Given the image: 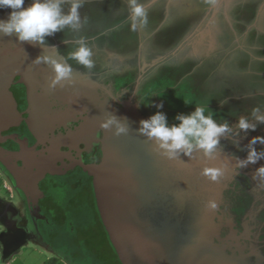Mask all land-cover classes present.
<instances>
[{"label":"flooded vegetation","instance_id":"flooded-vegetation-1","mask_svg":"<svg viewBox=\"0 0 264 264\" xmlns=\"http://www.w3.org/2000/svg\"><path fill=\"white\" fill-rule=\"evenodd\" d=\"M98 1L102 8L95 5L96 1H85L81 9L84 20L80 21L77 27L66 26L46 36L45 40L54 43L65 41L60 51L66 55L72 68L99 82L97 93L102 99L107 98L120 108L124 107V103L137 102L140 110L148 117L158 111L163 112L167 116L169 126L175 124V119L172 118L175 109L169 106L167 100H164L162 106L158 102V92H152L149 96L144 94V85L149 79H157L159 75L168 77L174 72L181 75L182 82H190L191 86H194V81H198L197 89L196 86L193 89L196 98H193L190 106L182 110L193 112L197 107H203L205 115L210 113L218 124L227 123L229 131L220 136L219 143L232 156L244 159L249 140L253 136H263L264 125L255 131L250 129L245 132L236 126L238 122L229 123L226 119L219 118L217 108L220 106L219 103L215 104L214 87L210 86L218 83L215 76H210L216 69L217 62H212L211 58L205 59V67L195 71L183 67L180 64L183 59L180 60V57L183 53H191L183 51V47L180 48L191 47L192 40L187 36L171 45L172 51L176 48L179 49L177 53L183 51L179 53L178 59L156 58L152 39L148 34L139 32L142 25L138 22L135 28L131 23L119 21L117 30L91 31L92 25L90 27L83 23L96 22V11L100 13L102 10L104 14H109L115 12L116 8L120 10L118 3L121 0ZM200 1L203 0H198L199 4ZM206 1L210 5L214 0ZM257 1V5H260L262 0ZM10 10L3 7L0 8V13ZM146 13L147 22L154 21L156 16H149L151 14L147 10ZM221 25L224 28L222 22ZM252 26H248V29ZM254 27L259 33H264V23L254 24ZM122 36L129 37L132 42L121 50L123 55L132 51L134 55L125 60H117L116 57L123 56L118 48L122 43L118 40L122 39ZM81 44L91 50V67H85L70 57V53ZM242 60L247 61L245 58ZM225 61L229 63L230 58L227 57ZM129 74H132L131 78L122 83L121 77H127ZM218 75L223 77L220 72ZM32 82L33 87L26 83L24 76L17 75L10 92L0 99V256L2 263L12 264L32 248L40 255H46L45 264H73L74 251L70 250L69 245L67 249L60 248L62 244L55 236L56 227L70 230L75 221V210L86 204L93 206V203L98 207L94 178L82 165L102 160L101 140L104 132L89 125L87 112L79 110L61 95L47 89L41 76ZM245 88L241 92L233 86V89L227 90L223 96L227 99L244 94L250 96L251 91L255 90ZM254 94L263 98L264 90ZM241 105L244 108L243 113L238 115V120L249 116L254 104L245 102ZM263 106L264 101H261L260 105L255 107L264 109ZM255 147L258 151H264V144L257 142ZM262 165L264 158L243 167L244 172L239 173L232 182V190L229 191L227 200L231 206L229 217L239 232L237 234L243 233L242 241L249 246L257 242L264 252V181L259 177L253 179L256 169ZM237 169L240 171L242 168ZM98 211L101 217L99 207Z\"/></svg>","mask_w":264,"mask_h":264},{"label":"water","instance_id":"water-1","mask_svg":"<svg viewBox=\"0 0 264 264\" xmlns=\"http://www.w3.org/2000/svg\"><path fill=\"white\" fill-rule=\"evenodd\" d=\"M167 1L187 6L189 16L200 11L197 0ZM236 1L208 4L189 38L198 43L207 40L213 48L222 16L228 18V10ZM31 3L26 0L23 6ZM71 3L64 0L65 13ZM95 3L101 6L99 1ZM10 11L0 13V19H7ZM261 13L264 0L260 1L258 15ZM79 14L80 21L84 20L81 9ZM63 42H22L15 32L10 36L0 33V99L10 92L17 75L24 76L31 86L41 76L47 89L87 112L89 125L103 130L102 160L82 166L94 178L100 215L122 264H264L263 250L257 242L251 246L244 243L243 233L237 234L229 217L227 197L232 182L245 170L237 169L243 158L232 156L219 143L211 157L194 149L190 155L181 152L169 159L154 140L140 133V121L148 116L137 102L124 103L120 108L102 99L97 93L99 82L72 67L69 79L50 86L55 75L50 61L70 65L60 51ZM37 57H41L39 62ZM121 126L126 131L118 134ZM205 166L220 168L222 174L212 181L202 174Z\"/></svg>","mask_w":264,"mask_h":264},{"label":"rangeland","instance_id":"rangeland-1","mask_svg":"<svg viewBox=\"0 0 264 264\" xmlns=\"http://www.w3.org/2000/svg\"><path fill=\"white\" fill-rule=\"evenodd\" d=\"M85 1L95 2L96 0ZM85 1L82 0V6L80 7V9L83 8ZM149 1L151 0H138V2L143 6L145 4L147 5L144 8H146L148 13L151 14L149 16H156V18H154V21H152L151 23L147 22L146 24H143L141 26L142 30H140L139 32L144 35L148 34V36L152 39V42L154 44L152 46L154 48L156 58H177L180 56V52L191 51V53L189 54L183 53L180 57V60L183 59V62H179L181 65H183V67H187L189 70L192 69L194 71L196 69L205 67V59L211 58L212 62L216 61V69H214V72L210 76H215L219 84L212 83L214 85H210L211 87H214V98H212L215 100V104L219 103L220 107L217 108L218 113H220L219 118L226 119L227 121H229V123L232 122L236 124L239 121L237 117L238 115L243 113L242 109L244 108L241 105L242 103L249 102L250 104H253V102H255L256 104L252 106L253 110L259 109L255 106L257 104L260 105L261 97L256 94L253 95V93H257L258 91H260V89H257L258 87L262 89L264 88V33H259V31L254 27V24L264 23V13H261L262 15H258L260 5H257V0H248V2L246 3L240 0V2L236 1L234 5L230 6V10H228V18L224 17L225 19L222 20L224 28H222V25L220 24V34L215 38L216 42H214L213 48H209L207 40L203 41V39H201L203 43L192 41L193 45H190L191 47L183 46V49L185 48V50L179 51V53H177L178 48L172 51L171 45L180 42V40L184 38V36L191 37L194 34L196 24L200 20V17H202L203 13L207 10V1H200L199 4L197 0V8L200 11H198L197 14H190V16L187 12L188 7H183V5L177 6V2L176 6H174L168 3L167 0H155L154 2L148 4ZM118 4L120 6V10H118L119 8H116L115 12H111L109 14H104L102 10L99 11L100 13L96 11V22L94 21L83 24H85L86 26L92 25L93 29L91 26V28H89L91 31L94 30V32H109L110 30L114 31L113 29L117 28L116 25L119 23V21H124L132 24L131 7L129 0H121V2H119ZM98 9L99 8H97V10ZM250 25L253 26L249 30L248 26ZM128 29L131 30V28ZM169 40L170 42L168 43ZM118 41H122V43L118 47L120 51L123 50V48H126L128 44L131 45L132 43L130 41V38L125 36H122V39ZM223 43H227L228 45H223ZM131 53L128 55H123L124 53L121 51L120 55L123 56L116 57V59L125 60L131 55L133 57L134 52L132 51ZM170 53H172V55H169ZM227 57L230 58L229 63L225 61ZM244 58L245 60H247L246 62L242 60ZM137 60L140 61L139 58ZM140 65L142 66V64ZM219 72L223 75L222 78H220V74L218 75ZM179 75L180 74L178 72H174V74H171V76H168L167 74L169 79L167 81V85L171 87H178L183 84L184 82L181 81V75ZM258 80L262 82V85L261 82L260 84L257 83ZM197 82L198 81H194V84H192L196 86V89ZM229 82H231L230 84L234 86V89L240 90L241 92L245 87L250 90H255L251 91L250 96L244 94L239 97L234 96L235 98L233 97L231 99H227L224 98V93L230 91V89H233V86L230 85ZM242 82L243 84L241 85ZM194 86H192V89H194ZM188 98L190 99L191 97L186 96L185 98H183L181 100L182 104L189 101L193 102L192 99L189 100ZM206 98L208 97L206 96ZM187 99L189 101H186ZM164 100V98L160 97L158 99V102H160V104H162L163 106ZM261 108L259 109L257 115H264V109ZM253 110L249 112V116H247V118L251 123L257 124L256 128L258 129L263 125L255 119ZM45 258L46 255H40L38 252L33 251V249L31 248V250L25 252V254L20 255L19 258L16 259V262L12 264H45ZM2 262L3 261L0 256V264H4Z\"/></svg>","mask_w":264,"mask_h":264},{"label":"clouds","instance_id":"clouds-1","mask_svg":"<svg viewBox=\"0 0 264 264\" xmlns=\"http://www.w3.org/2000/svg\"><path fill=\"white\" fill-rule=\"evenodd\" d=\"M63 2L64 0H32L30 6L24 7L25 0H0V8L11 9L7 19H0V33L10 36L15 32L17 39L22 42L43 43L46 36L66 26L77 27L80 22L79 9L82 0H72L67 13L62 10ZM129 3L132 27L135 28L137 22L141 25L146 24L147 13L144 6L138 0H129ZM91 55V50L84 44L70 53L72 59L85 67L92 66ZM36 59L39 62L41 57ZM43 59L49 62L47 57ZM50 63L55 73L50 86L54 87L62 80L71 77L70 65L55 60H51ZM258 112L259 109L253 110L255 119L259 123H264V115H257ZM176 119L179 123L169 126L166 114L158 111L140 121V133L154 140L161 154L169 159L175 158L181 152L190 155L194 149L203 150L205 156L211 157L220 136L229 131L227 123L218 124L210 113L205 115L203 107H197L186 115L180 114ZM237 126L247 132L250 129L255 131L257 124L251 123L247 117H241ZM125 131L126 128L123 126L117 129L118 134ZM257 142L264 144V136H255L249 140L247 155L239 160V167H246L249 163L255 164L264 158V151H258L255 147ZM202 174L216 181L222 173L220 168L205 166ZM257 177L264 181V165L258 167L253 174V179ZM215 206L214 202H210V207L215 208Z\"/></svg>","mask_w":264,"mask_h":264},{"label":"trees","instance_id":"trees-1","mask_svg":"<svg viewBox=\"0 0 264 264\" xmlns=\"http://www.w3.org/2000/svg\"><path fill=\"white\" fill-rule=\"evenodd\" d=\"M131 76L132 74H129L127 77H121L122 83H125ZM168 80V77L163 75H159L157 79H149L147 84L144 85V94L149 96L152 92H158L159 96L167 100L169 106L175 109L172 118L175 119V124H178L179 121L176 117L180 114L186 115L191 113L187 109H182L190 106L192 102L189 100H193L196 97L192 86L189 84L190 82L186 81L177 88H172L167 85ZM245 89L248 88L246 87ZM257 89L264 90L259 87ZM186 96H190L191 98L186 100L189 102L182 104L181 100ZM263 98H260V102L264 101ZM253 104L255 105L256 103L253 102ZM261 124L264 125V123ZM73 213L75 214L73 228L67 230L65 227L61 228L58 226L56 227L55 234L59 241H61L62 246L60 248L67 249L69 245L70 250L74 251L75 258L73 264H122L108 231L99 216L97 205L95 203H93V206L86 204ZM47 264L53 263L48 262Z\"/></svg>","mask_w":264,"mask_h":264}]
</instances>
